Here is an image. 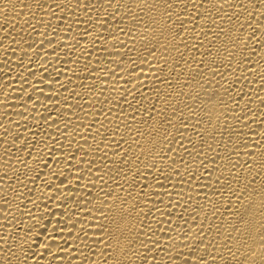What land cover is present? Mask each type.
Here are the masks:
<instances>
[{
  "label": "bare ground",
  "instance_id": "1",
  "mask_svg": "<svg viewBox=\"0 0 264 264\" xmlns=\"http://www.w3.org/2000/svg\"><path fill=\"white\" fill-rule=\"evenodd\" d=\"M0 264H264V0H0Z\"/></svg>",
  "mask_w": 264,
  "mask_h": 264
}]
</instances>
